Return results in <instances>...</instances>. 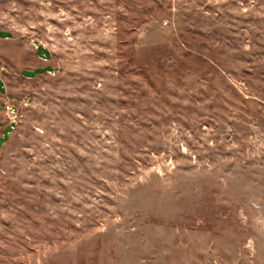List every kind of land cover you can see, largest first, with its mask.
Here are the masks:
<instances>
[{"label":"rangeland","instance_id":"obj_1","mask_svg":"<svg viewBox=\"0 0 264 264\" xmlns=\"http://www.w3.org/2000/svg\"><path fill=\"white\" fill-rule=\"evenodd\" d=\"M0 264H264V0H0Z\"/></svg>","mask_w":264,"mask_h":264},{"label":"crops","instance_id":"obj_2","mask_svg":"<svg viewBox=\"0 0 264 264\" xmlns=\"http://www.w3.org/2000/svg\"><path fill=\"white\" fill-rule=\"evenodd\" d=\"M38 52H39V51H38ZM44 52H45V54H48L47 50H45Z\"/></svg>","mask_w":264,"mask_h":264}]
</instances>
